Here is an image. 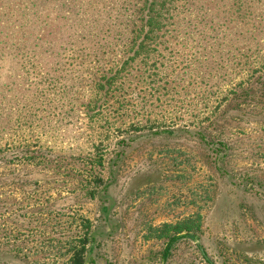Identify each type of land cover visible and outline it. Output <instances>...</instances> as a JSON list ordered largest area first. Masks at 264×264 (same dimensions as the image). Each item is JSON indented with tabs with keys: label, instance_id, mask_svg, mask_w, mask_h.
<instances>
[{
	"label": "rangeland",
	"instance_id": "1",
	"mask_svg": "<svg viewBox=\"0 0 264 264\" xmlns=\"http://www.w3.org/2000/svg\"><path fill=\"white\" fill-rule=\"evenodd\" d=\"M155 3L0 0V264H264V0Z\"/></svg>",
	"mask_w": 264,
	"mask_h": 264
},
{
	"label": "trees",
	"instance_id": "2",
	"mask_svg": "<svg viewBox=\"0 0 264 264\" xmlns=\"http://www.w3.org/2000/svg\"><path fill=\"white\" fill-rule=\"evenodd\" d=\"M154 1V0H153ZM159 1L160 4L157 6L155 3L154 9H152V5L150 4L151 10H149L147 14V24H141L138 26V30H141V34H143L146 30L147 27H151V31L153 34V37L149 40H147L149 37L148 35H145V39L141 43L138 44L137 40H135V47L138 48V51L135 54H153L155 52L154 49H152L153 45L157 44L159 46L165 45L166 43L159 42L158 40L161 38H164L163 34V29H164V24L161 25V10L164 9L165 5L168 3L169 5L171 4H176L178 0H155ZM151 24V25H150ZM162 35V36H161ZM152 40H155V42H152ZM168 42V41H167ZM102 163V162H100ZM102 165V164H100ZM103 174L99 172L98 170H94L93 175L91 176V181L92 183H95L96 181H102L103 179ZM90 226V224H89ZM177 232L175 234L179 235L182 233L181 228H176ZM172 236L169 238V248L167 249L166 253L167 255L170 254L171 252V247L174 245L176 240L178 239L177 237ZM81 244L77 245L74 247L73 250V255H72V264H84V256L87 252V245H86V239H88V235H84L82 238ZM203 256L207 258V254L203 252ZM208 259V258H207Z\"/></svg>",
	"mask_w": 264,
	"mask_h": 264
}]
</instances>
